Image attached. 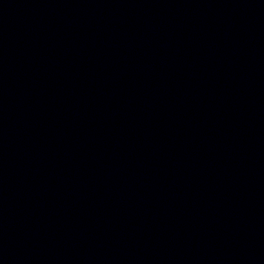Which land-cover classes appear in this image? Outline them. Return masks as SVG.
I'll return each instance as SVG.
<instances>
[{"label":"water","instance_id":"1","mask_svg":"<svg viewBox=\"0 0 264 264\" xmlns=\"http://www.w3.org/2000/svg\"><path fill=\"white\" fill-rule=\"evenodd\" d=\"M0 264H264V0H0Z\"/></svg>","mask_w":264,"mask_h":264}]
</instances>
